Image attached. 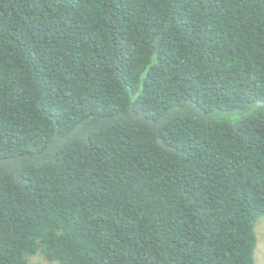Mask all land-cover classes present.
<instances>
[{"label":"trees","instance_id":"trees-1","mask_svg":"<svg viewBox=\"0 0 264 264\" xmlns=\"http://www.w3.org/2000/svg\"><path fill=\"white\" fill-rule=\"evenodd\" d=\"M260 217L264 0H0V264H254Z\"/></svg>","mask_w":264,"mask_h":264},{"label":"rangeland","instance_id":"rangeland-1","mask_svg":"<svg viewBox=\"0 0 264 264\" xmlns=\"http://www.w3.org/2000/svg\"><path fill=\"white\" fill-rule=\"evenodd\" d=\"M256 235V246L254 249V264H264V218L260 217L254 225ZM31 264H50L42 260L40 256H35L31 260Z\"/></svg>","mask_w":264,"mask_h":264},{"label":"water","instance_id":"water-1","mask_svg":"<svg viewBox=\"0 0 264 264\" xmlns=\"http://www.w3.org/2000/svg\"><path fill=\"white\" fill-rule=\"evenodd\" d=\"M157 144L160 145V146H162V147H164V148H166V149H170V147L167 146L166 144H164L161 139H158L157 140Z\"/></svg>","mask_w":264,"mask_h":264}]
</instances>
